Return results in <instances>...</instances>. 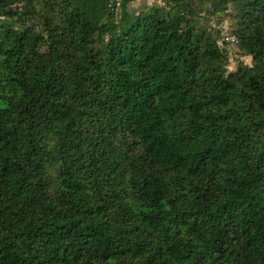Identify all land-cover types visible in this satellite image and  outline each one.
<instances>
[{
    "label": "trees",
    "instance_id": "16d2710c",
    "mask_svg": "<svg viewBox=\"0 0 264 264\" xmlns=\"http://www.w3.org/2000/svg\"><path fill=\"white\" fill-rule=\"evenodd\" d=\"M136 1L0 0V264H264V0Z\"/></svg>",
    "mask_w": 264,
    "mask_h": 264
},
{
    "label": "rangeland",
    "instance_id": "374dc122",
    "mask_svg": "<svg viewBox=\"0 0 264 264\" xmlns=\"http://www.w3.org/2000/svg\"><path fill=\"white\" fill-rule=\"evenodd\" d=\"M154 2L155 0H139V1L131 3V5H129L128 8L129 10H132L135 12L137 10L139 11V9L142 7H150ZM233 15H234V11L231 6H229V8L227 9V12L221 15L220 27L223 28V31L230 32V31H234V29L236 28L235 19L233 18ZM216 23H217L216 20L209 19L208 22L205 23V25L203 26L206 29L215 30V28H217L218 26ZM229 52H230V61H229V67H228L229 72H233L236 69V67L240 64L239 62L250 65V58L240 56L234 47H231Z\"/></svg>",
    "mask_w": 264,
    "mask_h": 264
},
{
    "label": "built area",
    "instance_id": "2783aa9c",
    "mask_svg": "<svg viewBox=\"0 0 264 264\" xmlns=\"http://www.w3.org/2000/svg\"><path fill=\"white\" fill-rule=\"evenodd\" d=\"M120 2H121V0H112V8L111 9L115 13L118 12ZM237 43H238V41L234 37H232L228 34H225V33L221 34L220 39L218 41V44L220 46H226V47L236 46Z\"/></svg>",
    "mask_w": 264,
    "mask_h": 264
}]
</instances>
